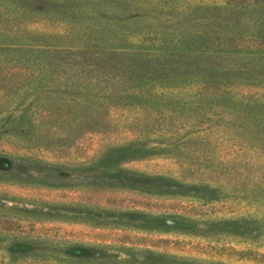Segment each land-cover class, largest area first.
Returning <instances> with one entry per match:
<instances>
[{
    "label": "rangeland",
    "instance_id": "obj_1",
    "mask_svg": "<svg viewBox=\"0 0 264 264\" xmlns=\"http://www.w3.org/2000/svg\"><path fill=\"white\" fill-rule=\"evenodd\" d=\"M228 2L255 0H0V49L9 42L58 44L51 18L95 21L105 38L208 30L225 15L213 5L229 8ZM246 15L238 18L237 38L252 28ZM86 26L63 30L77 34ZM68 86L0 59V264H264V156L248 136L210 137L205 154L214 167L204 174L166 147L162 155L128 158L121 146L131 140L164 146V134L151 122L130 123L123 112L93 116L35 103L68 95ZM142 129L145 138H137ZM135 172L206 178L214 199L190 210L187 199L106 185L112 175ZM44 174L59 177L54 185L24 181Z\"/></svg>",
    "mask_w": 264,
    "mask_h": 264
},
{
    "label": "trees",
    "instance_id": "obj_2",
    "mask_svg": "<svg viewBox=\"0 0 264 264\" xmlns=\"http://www.w3.org/2000/svg\"><path fill=\"white\" fill-rule=\"evenodd\" d=\"M213 7L225 14L218 27L164 31L162 36L151 31L153 34L105 38L95 21L90 24L85 19L51 18L59 26L49 31L58 44L5 43L0 59L22 64L34 78L51 76L65 81L67 86L70 83L72 92L66 96L50 94L45 102L37 99L35 103L40 108L70 113L82 110L93 116L97 112H123L130 123L151 122L148 125L155 127L156 134H164V146L152 145L148 140L133 144L131 140L121 146L118 151L126 157L162 155L166 147V151L186 159L189 169L195 164L204 174L215 160H207L205 153L209 151L207 145H211L209 138L216 133L248 136L250 145L264 156V0L253 4L234 2L229 8L222 4ZM244 11L248 15L243 20L252 28L237 38L238 18ZM231 16L235 17L233 22L229 20ZM69 24H87L86 31L66 32L63 28ZM232 41L237 44L230 46ZM222 43H227L228 48H222ZM40 81L35 80L33 85ZM146 130H140L136 137L144 139ZM192 134L197 137L190 139ZM57 177L44 174L36 180L30 175L24 181H52L54 185ZM209 181L202 177L187 181L135 172L115 174L105 182L108 187L187 199L191 210L199 201L214 199L208 191Z\"/></svg>",
    "mask_w": 264,
    "mask_h": 264
}]
</instances>
